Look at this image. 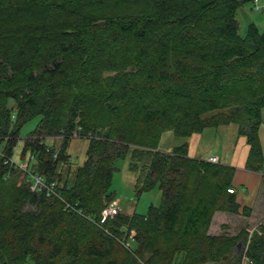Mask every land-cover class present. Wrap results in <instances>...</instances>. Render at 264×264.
<instances>
[{
    "label": "trees",
    "instance_id": "16d2710c",
    "mask_svg": "<svg viewBox=\"0 0 264 264\" xmlns=\"http://www.w3.org/2000/svg\"><path fill=\"white\" fill-rule=\"evenodd\" d=\"M246 1L0 0V264H264V221L208 233L217 212L251 215L235 169L190 158L186 142L159 149L166 132L235 125L245 168L262 169L264 31L238 34ZM33 119L23 170L12 148ZM76 137L85 159L61 179ZM121 160L136 196L155 189L160 203L102 221ZM34 174L56 194L32 191Z\"/></svg>",
    "mask_w": 264,
    "mask_h": 264
},
{
    "label": "rangeland",
    "instance_id": "374dc122",
    "mask_svg": "<svg viewBox=\"0 0 264 264\" xmlns=\"http://www.w3.org/2000/svg\"><path fill=\"white\" fill-rule=\"evenodd\" d=\"M257 4L259 7L258 11L253 9L254 3L250 0L243 3L236 12L235 18L238 23V34L241 37L245 36L250 24H254L260 31H264V0H257ZM11 105H13V103H11ZM261 119L264 120V110L261 112ZM36 122L37 120L33 119L25 123L20 129L19 139L17 140L16 145L13 146L14 148H12V161L17 163V165L23 163L20 159L23 139L27 133L35 128ZM194 138L193 144L196 142L195 148L202 149L204 151L201 153L213 151L218 153L222 159H226V161H229V163L233 165H239L244 161L243 159L245 153L243 151V141L244 146L246 147V138L244 136H238L235 125L210 128L204 131L202 135ZM185 141V139L175 137L171 132H166L161 138L159 149L161 151H166L167 149H172ZM46 143L50 146L58 148L60 140L52 141V139H49ZM87 143V140L78 139L77 137L70 141L66 150L69 157L66 161H64V163L58 164L57 167V172L60 174L61 179L73 178L75 170L85 159ZM9 148H11V146L8 147V149ZM116 168L117 171L113 175L110 191L114 196L112 203H117L115 205V208L118 210L117 213L123 214L127 211H135L136 214L143 215L148 211L150 206L156 207L159 205L160 192L158 190L153 189L149 192L136 196L133 191L135 174L128 171L126 161H118ZM12 182L13 179L9 178L7 184H11ZM7 207L8 204L5 202L0 209L3 213L9 214ZM222 223L227 224V229L230 230L228 231L229 235L238 233L240 228L247 224L242 218H238L236 216H228L227 220H223L222 217L219 216V218H216L214 225L212 226L211 231L213 234L218 233V228ZM249 223L252 225L255 221L250 220ZM211 231L209 230L208 232L211 233ZM25 264H32V262L28 260Z\"/></svg>",
    "mask_w": 264,
    "mask_h": 264
},
{
    "label": "crops",
    "instance_id": "0c3cea01",
    "mask_svg": "<svg viewBox=\"0 0 264 264\" xmlns=\"http://www.w3.org/2000/svg\"><path fill=\"white\" fill-rule=\"evenodd\" d=\"M204 131L198 134L191 135L189 138L186 139L185 142L188 144V156L190 158L200 159L204 161H207L210 157H216L219 161V164L231 166L235 169L234 176L232 179V188L235 191L236 201L239 205V211H241L244 207H247L251 210V215L248 218H243L240 215L239 216L232 215V216H236L238 218L244 219L245 223H247L245 224V227L247 225V230L251 232L252 230L255 229L258 223L264 221V163L262 164V169L260 171H251L245 168V162L248 155L249 147L247 143H246V147L244 146V141H243V148H244L243 151L245 153L243 159L244 163L242 162L239 165H233L229 163V161H226V159H222V157L218 153H215L213 151H209L208 153H201L203 150L195 148L196 142L193 144L194 141L193 139H195L194 137H198L202 135ZM258 133L261 143L262 155L264 157V120H262V124L260 126ZM170 150L171 149H167L166 151H170ZM132 213L133 211L125 212V214L127 215H131ZM218 215L222 217L223 220H227L228 216H231L221 212L215 213L209 228L210 231L212 230V226L214 225V221L216 220V218H219ZM250 220L255 221V223L251 225L249 223ZM223 225H227V224L226 223L220 224L218 228V233L213 234L212 231H211L212 234L210 232L208 233L212 236H218L224 234V232H227L229 234L228 231L230 230L227 229V226L226 228L221 229V226ZM231 235L235 236V234H231Z\"/></svg>",
    "mask_w": 264,
    "mask_h": 264
},
{
    "label": "built area",
    "instance_id": "2783aa9c",
    "mask_svg": "<svg viewBox=\"0 0 264 264\" xmlns=\"http://www.w3.org/2000/svg\"><path fill=\"white\" fill-rule=\"evenodd\" d=\"M255 9H259L258 5H255ZM210 164H217L218 159L216 157H210L207 160ZM14 163L18 168L25 169L27 165L25 163L17 165V163ZM31 190L36 192H44L46 196H53L56 194L55 184H46L42 176L39 175H31ZM228 192L232 193L231 190H228ZM117 203H110L105 210L101 213V220L104 221L108 217H112V215L116 214L118 212L117 208H115V205Z\"/></svg>",
    "mask_w": 264,
    "mask_h": 264
},
{
    "label": "water",
    "instance_id": "95a60500",
    "mask_svg": "<svg viewBox=\"0 0 264 264\" xmlns=\"http://www.w3.org/2000/svg\"><path fill=\"white\" fill-rule=\"evenodd\" d=\"M240 245H241V243H239L237 247L239 248V247H240Z\"/></svg>",
    "mask_w": 264,
    "mask_h": 264
}]
</instances>
